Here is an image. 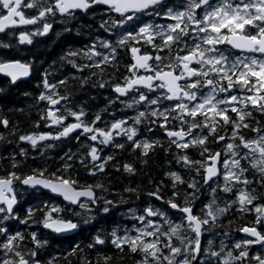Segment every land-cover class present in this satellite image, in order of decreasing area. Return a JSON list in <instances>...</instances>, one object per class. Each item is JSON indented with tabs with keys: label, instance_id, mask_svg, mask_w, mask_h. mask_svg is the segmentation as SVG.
Here are the masks:
<instances>
[{
	"label": "snow or ice",
	"instance_id": "1",
	"mask_svg": "<svg viewBox=\"0 0 264 264\" xmlns=\"http://www.w3.org/2000/svg\"><path fill=\"white\" fill-rule=\"evenodd\" d=\"M129 261L264 264V0H0V264Z\"/></svg>",
	"mask_w": 264,
	"mask_h": 264
},
{
	"label": "trees",
	"instance_id": "2",
	"mask_svg": "<svg viewBox=\"0 0 264 264\" xmlns=\"http://www.w3.org/2000/svg\"><path fill=\"white\" fill-rule=\"evenodd\" d=\"M51 39H54V37H50L49 40H41L40 43L37 44V48L39 49V55H40V59L44 60L45 63L43 64V67L44 68H47L49 63L52 62V60L54 58H56L61 50V47L63 46L62 42L61 41H57L56 44H50V40ZM36 78H35V74H34V79L32 80V84L35 85L36 83ZM87 93L85 94L84 98L86 99L87 98ZM91 96H94L95 97V101H94V107L96 110H99V108L103 107L104 104H105V101L103 99V97L101 95H99L95 90H93L91 93H90ZM104 96H107L108 93L107 92H104L103 94ZM21 121H22V129L24 131H30L31 130V123L30 122H23V118H20ZM38 119V116L35 114V110H33V116H32V120H36ZM39 131H48V129L46 128H41L39 129ZM71 147V143H67L65 146H64V150L66 151L67 150V147ZM63 152L58 148V149H55V150H49L48 153H47V156H48V159L46 161L44 160H41L39 158H37L36 161H33L31 159L28 160V165L29 166H32V165H40V164H43V163H47V165L50 167V168H55L59 163H60V160H59V155H62ZM31 155H35V153H32L30 151V156ZM123 159H129L130 157L125 154L123 157ZM153 163L151 164V167L153 169V174L156 175L158 174V166H162L163 164V156L162 154H158L157 156H155L153 158ZM5 165H7V161H4L3 162ZM111 172V170H109ZM80 176L81 178H86L85 177V174H84V171H82L80 173ZM244 221V220H243ZM242 220L238 219L236 220V225H242L244 224ZM128 264H131V261L128 262Z\"/></svg>",
	"mask_w": 264,
	"mask_h": 264
},
{
	"label": "flooded vegetation",
	"instance_id": "3",
	"mask_svg": "<svg viewBox=\"0 0 264 264\" xmlns=\"http://www.w3.org/2000/svg\"><path fill=\"white\" fill-rule=\"evenodd\" d=\"M159 133H157V135H158ZM67 143H71V147L73 148V151H75L76 150V146H75V141H66L65 142V145L67 144ZM83 171V169H80V173ZM116 217H113V219H115ZM244 223H246V222H250L251 220H252V217L251 216H247V217H244V218H242L241 219ZM237 235H239V234H237Z\"/></svg>",
	"mask_w": 264,
	"mask_h": 264
},
{
	"label": "bare ground",
	"instance_id": "4",
	"mask_svg": "<svg viewBox=\"0 0 264 264\" xmlns=\"http://www.w3.org/2000/svg\"><path fill=\"white\" fill-rule=\"evenodd\" d=\"M238 219H240V218H238ZM238 219H237V220H238ZM240 220H241V219H240ZM238 234H239V236H242V235H243V233H238Z\"/></svg>",
	"mask_w": 264,
	"mask_h": 264
},
{
	"label": "rangeland",
	"instance_id": "5",
	"mask_svg": "<svg viewBox=\"0 0 264 264\" xmlns=\"http://www.w3.org/2000/svg\"><path fill=\"white\" fill-rule=\"evenodd\" d=\"M238 233H236V236L239 237V235H237Z\"/></svg>",
	"mask_w": 264,
	"mask_h": 264
}]
</instances>
